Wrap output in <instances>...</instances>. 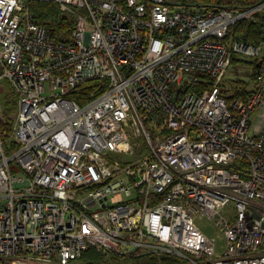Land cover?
Here are the masks:
<instances>
[{"label": "built area", "instance_id": "1", "mask_svg": "<svg viewBox=\"0 0 264 264\" xmlns=\"http://www.w3.org/2000/svg\"><path fill=\"white\" fill-rule=\"evenodd\" d=\"M29 1L69 15V39L33 22ZM255 12L264 3L0 0V89L17 97L0 132V264H80L89 249L97 264H264V124L251 126L264 42L230 38ZM234 56L257 64L245 98L223 88ZM95 78L103 92L69 97Z\"/></svg>", "mask_w": 264, "mask_h": 264}, {"label": "trees", "instance_id": "2", "mask_svg": "<svg viewBox=\"0 0 264 264\" xmlns=\"http://www.w3.org/2000/svg\"><path fill=\"white\" fill-rule=\"evenodd\" d=\"M173 4L185 5H205L214 8H238L244 9L254 7L264 3V0H196L194 2H180L179 0H167ZM28 11L31 13L33 22L46 29L50 37L55 41H66L70 37L72 29V21L69 15L59 10L58 6L52 1H29ZM230 38L232 40H241L251 44H258L264 42V13L255 12L251 14L250 18H243L238 20L231 28ZM239 62L232 58L231 63ZM254 70L257 69L256 61L252 63ZM256 71L251 76L250 80L254 79ZM201 81L197 84L189 86V89L204 90L208 88L210 79L208 76H202ZM107 87L106 79H90L79 84L69 97L82 105L90 100L92 97L97 96ZM231 89H229L230 91ZM248 93L246 89H235L232 94L230 93L229 99L232 98H245ZM17 111V97L7 87L0 89V132L3 134L4 139L9 137L12 128L11 116ZM7 149H16V146L8 142L6 143ZM8 151V150H7ZM100 257V253H96L93 249H89L82 254V259ZM163 260L164 258L161 257ZM157 257H143L133 259L131 264H155ZM119 262V261H118ZM172 260L164 259V263L171 264Z\"/></svg>", "mask_w": 264, "mask_h": 264}, {"label": "rangeland", "instance_id": "3", "mask_svg": "<svg viewBox=\"0 0 264 264\" xmlns=\"http://www.w3.org/2000/svg\"><path fill=\"white\" fill-rule=\"evenodd\" d=\"M179 1L191 3V2H194L196 0H179ZM234 59L238 60L239 62H235V63L230 64V66L226 70L223 83L225 85H228V88L231 89L229 91L231 94L237 88H239V89L245 88L246 92H248V90L250 88L249 81H250L253 73L256 71L253 69L254 66L252 64V63H254L255 60L246 59V58L238 57V56H234ZM223 88L227 89V87L224 85H223ZM14 116H15V114L13 116H11L12 121L14 119ZM256 125H257V122H254L251 126L254 127ZM261 125H262V121L260 122L258 130L260 129ZM10 167L13 171H18V167L15 164H11ZM232 211H233V207H232V205H230L222 211V214L229 215ZM201 224L203 225V223H201ZM206 232L216 240V243L218 244V246L222 245V243L224 242V239L222 238L220 231L216 227H214V228L212 226L206 227ZM96 259L97 258H92V257H89L86 260L81 259L80 264H93V263L97 264V263H95ZM100 260L103 261V262H100V264H108V262H105L102 259H100ZM131 260H133V259H131ZM131 260L130 259L125 260V263L131 264V262H128ZM111 264H119V262L117 260H113V262H111Z\"/></svg>", "mask_w": 264, "mask_h": 264}, {"label": "crops", "instance_id": "4", "mask_svg": "<svg viewBox=\"0 0 264 264\" xmlns=\"http://www.w3.org/2000/svg\"><path fill=\"white\" fill-rule=\"evenodd\" d=\"M223 80H224V79H223ZM250 82H251V80L249 81V84H250ZM223 85L227 87V89H225V93H226V95L229 96V95H230V92H229L228 85H225V84H223ZM261 121H262V125H261L260 129L262 128V126H263V124H264V112H262V113H258V114H256V115L254 116L253 123H254V122H257V125L254 126V131H253V132H257V131L260 130V129L258 130V127H259Z\"/></svg>", "mask_w": 264, "mask_h": 264}]
</instances>
